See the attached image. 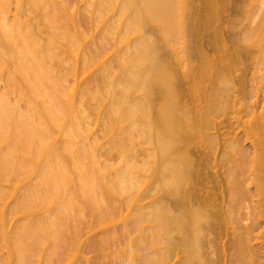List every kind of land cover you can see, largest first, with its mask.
Wrapping results in <instances>:
<instances>
[{
	"label": "bare ground",
	"instance_id": "obj_1",
	"mask_svg": "<svg viewBox=\"0 0 264 264\" xmlns=\"http://www.w3.org/2000/svg\"><path fill=\"white\" fill-rule=\"evenodd\" d=\"M0 264H264V0H0Z\"/></svg>",
	"mask_w": 264,
	"mask_h": 264
},
{
	"label": "rangeland",
	"instance_id": "obj_2",
	"mask_svg": "<svg viewBox=\"0 0 264 264\" xmlns=\"http://www.w3.org/2000/svg\"><path fill=\"white\" fill-rule=\"evenodd\" d=\"M230 12H231L232 14H235L234 9H232ZM247 147H250V146L247 145ZM97 255H98V254H97L96 252L92 254L93 260H95V258L97 257Z\"/></svg>",
	"mask_w": 264,
	"mask_h": 264
}]
</instances>
